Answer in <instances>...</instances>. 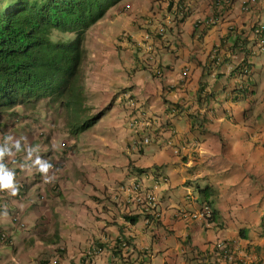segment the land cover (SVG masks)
I'll return each instance as SVG.
<instances>
[{"label": "crops", "instance_id": "obj_1", "mask_svg": "<svg viewBox=\"0 0 264 264\" xmlns=\"http://www.w3.org/2000/svg\"><path fill=\"white\" fill-rule=\"evenodd\" d=\"M181 1L187 17L155 36L151 51L145 34L168 13L165 3L122 0L112 7L86 33L83 112L68 113L62 99L46 104L47 112L39 111L44 138L24 125L5 127L4 139L21 143L8 168L21 167L24 176L15 175V183H25L22 199L9 195L0 203V228L13 236L6 246L14 264H264V53L249 59L245 72L233 71L244 59L241 41L255 49L252 26L264 23V0L249 12L243 0H234L229 21L219 17L211 26L202 21L215 15L214 0ZM248 85L252 92H235ZM205 94L210 100L200 98ZM175 104L182 110L172 115ZM103 110L95 124L78 129ZM134 118L145 124L132 127ZM143 137L150 142L135 150ZM28 147L58 162L60 168L49 172L54 182L44 183L27 168ZM134 180L157 184L161 216L154 224L122 191ZM205 203L215 212L209 224L197 215ZM16 210L27 230L12 227ZM123 240L129 247L120 250ZM96 247L101 252L88 256Z\"/></svg>", "mask_w": 264, "mask_h": 264}, {"label": "trees", "instance_id": "obj_2", "mask_svg": "<svg viewBox=\"0 0 264 264\" xmlns=\"http://www.w3.org/2000/svg\"><path fill=\"white\" fill-rule=\"evenodd\" d=\"M120 1L0 0V115L42 99H62L68 113H82L80 80L86 33ZM68 33L74 36L66 38ZM235 92L248 93L252 89L240 86ZM200 98L208 101L211 96ZM172 106L182 108L179 104ZM103 112L81 120L78 129L91 127ZM192 116L201 123L205 120ZM207 191L208 187L200 189L205 194ZM126 218L131 222L137 219Z\"/></svg>", "mask_w": 264, "mask_h": 264}, {"label": "clouds", "instance_id": "obj_3", "mask_svg": "<svg viewBox=\"0 0 264 264\" xmlns=\"http://www.w3.org/2000/svg\"><path fill=\"white\" fill-rule=\"evenodd\" d=\"M160 1L165 3L166 7L168 8V13L165 15V17H162L159 20V22L157 23L156 29L154 31H152V32L147 31L145 34V40H146L145 43H147L148 49L150 51L152 50L151 48H153L151 42L155 38V36L156 37L157 36H160V37L164 36L167 32V28H168L170 23H172L173 21L182 20V19L187 17V12H188L187 11V4H185L184 1H181V0H160ZM229 1H230V6H229V4L228 5L224 4V0H214V5L216 8L215 13H214L215 15L204 19L205 21H202V23L205 26L215 25L216 23H218L219 17H222L223 19H228V21H229V17L231 16V12H232V10L234 8V4H235L234 0H229ZM257 2H258V0H243V2L241 3V7L243 8V10L245 12H249L253 9V7L256 5ZM149 18H150V16L148 17V20H149ZM231 21H233V20H231ZM230 24L232 25L233 29H235L237 27L235 25V23H233V22ZM259 27L262 29V35L264 38V23H262L261 21H256L252 26V35H251V37L253 39V44L255 46L254 50H250V48L247 47L246 44H244L245 42H243V41H241V44H239V46L242 47L240 52L243 54L242 57L244 58L243 60H241V64L238 65L239 68H242L244 66L247 67L248 66V60L251 59L254 55L264 53V43H263V45H262L263 47H262L260 45L261 44L260 40L255 35V30ZM161 29H163V31H161ZM147 35H149V38H147ZM149 46L151 48H149ZM214 53H215V55H214ZM212 56H213V59L215 60V62L217 64L221 62L220 48L218 46H216L214 48V50L212 52ZM245 61H246V63H244ZM237 68H235L233 71H235ZM239 68H238V70H240L239 71L240 73L245 72L244 70H241ZM44 100H47L48 102L51 101L50 99H42L40 101H37L36 103L26 104V106H32V105H35V104H37L41 101H44ZM19 106H22V105L12 107L11 109L4 111L0 115V132L3 133L4 137L7 133L5 127H10L12 129H16V128L20 127L18 125V123L20 122L19 121L20 119L19 118H13V116L10 115V114H13L12 112L15 111V109ZM41 123H43V122L41 121ZM39 135H40L39 136L40 138L41 137L44 138L46 136L45 133H39ZM63 147L65 149L70 148L66 144V142H63ZM13 149H15V151ZM20 151H21V143L19 140H16L15 142H13V137L8 136V137H6L5 142L0 141V191H6L8 193V196L9 195L15 196L17 199H22L24 197L25 193L19 195V197L17 196L18 186L15 183V175L22 177V176H24V172H23V169H21V167L20 168L19 167L13 168V171L10 170L8 167H12L13 163L17 162L16 153L20 152ZM38 152H39L38 147H28L26 149L25 161L26 162L31 161V163L27 164L26 166L29 170L32 168H35L41 174L44 183H46V184L52 183L55 180V176L54 175L50 176L51 175L50 169L52 168V165L48 161H52V162H55L57 164H58V162L55 159H53L47 155L43 156L44 159H42L39 155H36V153H38ZM34 155H35V159H33ZM59 168H60V165L58 164L57 169H59ZM21 171H22V174H20ZM49 172H50V175H49ZM18 185H19L20 193L23 192L24 188H25V183L22 180H19ZM53 185H52V188H53ZM57 186H59V185H57ZM40 199L42 201H45L46 195L41 196ZM7 200H9V197L6 199H0V203L2 202L5 204ZM16 214H18L20 216V219L26 223L25 229H19L13 223V217ZM5 215H7L6 211H5ZM11 225L15 229L22 230V231L27 230L29 227L28 223L23 219L21 212L18 210L13 211L11 214ZM0 229H2V228H0ZM3 230L7 231V229H5V228H3ZM9 235H10V242H8L6 245H10L11 243H13V236L10 233H9ZM38 261L41 262L42 264H48V262L50 260L43 259V260H38ZM28 264H31V263H28Z\"/></svg>", "mask_w": 264, "mask_h": 264}, {"label": "built area", "instance_id": "obj_4", "mask_svg": "<svg viewBox=\"0 0 264 264\" xmlns=\"http://www.w3.org/2000/svg\"><path fill=\"white\" fill-rule=\"evenodd\" d=\"M224 4H227V5L229 4V6H230V1L224 0ZM161 31H163V29H161ZM255 35L260 40V43H261L260 45L262 46L264 43V38L262 35V29L260 27L255 30ZM147 38H149V35H147ZM149 48H151V47L149 46ZM214 55H215V53H214ZM241 70L246 71V66L242 67ZM155 72L158 75L161 74V71H159L158 69H156ZM184 74H187V72L185 71ZM128 102L133 106L135 105V99L133 97H129ZM180 111H181V109H179L175 106L171 107V114L172 115L178 114ZM140 122L145 124V119L140 120V119L134 118L133 120L130 121V125L132 127H138ZM149 142H150L149 137H143L141 141L133 144V148L137 151L141 150ZM168 144H172V141H168ZM48 162L52 165V168L50 169L51 172H53L54 170H57V166H58L57 163L52 162V161H48ZM161 177L165 178L163 175ZM57 187L58 186L55 183L53 185V190L56 191ZM156 189H157V184H155L153 187L146 186L142 182V180H134V181L122 186V191L126 194L127 200L129 202H132L135 205H137V207L139 208V211L145 215V222L147 224H150V225L154 224L161 216V208H160L161 202H160L159 195L156 192ZM8 197L9 196H8V193L6 191H0V199H6ZM197 215L201 218H204L207 221V224H209L210 221L212 220V217H213V212H212L211 206L209 204H205L203 206L202 210L197 212ZM13 223L19 229H25L26 228V223L20 219V216L18 214H16L13 217ZM8 242H10L9 233L3 229H0V247L3 245H6ZM221 245L223 246V243H219V246H221ZM122 247L128 248L129 243L127 241L123 240L122 241ZM100 252H101V249L96 247L93 250H91L90 252H88V256H91L93 253L96 254V253H100ZM55 263H56V261H54L53 259L48 262V264H55ZM31 264H42V263L39 261L38 262L36 261V262L31 263Z\"/></svg>", "mask_w": 264, "mask_h": 264}, {"label": "rangeland", "instance_id": "obj_5", "mask_svg": "<svg viewBox=\"0 0 264 264\" xmlns=\"http://www.w3.org/2000/svg\"><path fill=\"white\" fill-rule=\"evenodd\" d=\"M73 36H74L73 34L68 33L65 37L67 38V37H73ZM46 104L51 105V106L54 104L57 105V103L53 100H51L49 102L47 100H44L43 103H40L36 106H26V105L19 106L15 109V111L12 112L13 114H10V115L13 116V118H19L20 119L19 120L20 122L18 123L19 126L24 125V127L26 128V130H28V132L34 134V136L36 135L37 138H40L39 133H45V135H46V133H48L47 126H45L44 122L41 119L42 117L40 116L42 114L39 113V111L47 112L48 107ZM86 111L89 112V109L87 108ZM229 116L231 118H233V114H229ZM44 120H46L45 117H44ZM41 121L43 123H41ZM49 128H50V126H49ZM10 133H11V135H12V133H14L16 135L15 131H13V130ZM0 137H1L0 141L5 142V139L3 138L4 136H3L2 132H0ZM20 174H22V171ZM21 194H24V192L20 193L19 185H18L17 196L19 197V195H21ZM2 229H3V227H2ZM11 252L12 251H11L10 246L4 245V246L0 247V264H14L12 261Z\"/></svg>", "mask_w": 264, "mask_h": 264}]
</instances>
